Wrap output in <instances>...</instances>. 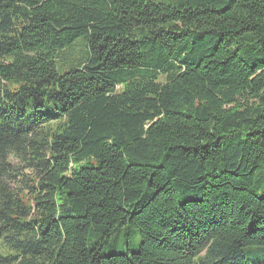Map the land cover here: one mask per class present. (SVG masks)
Instances as JSON below:
<instances>
[{
	"label": "trees",
	"instance_id": "obj_1",
	"mask_svg": "<svg viewBox=\"0 0 264 264\" xmlns=\"http://www.w3.org/2000/svg\"><path fill=\"white\" fill-rule=\"evenodd\" d=\"M0 264H264V0H0Z\"/></svg>",
	"mask_w": 264,
	"mask_h": 264
},
{
	"label": "rangeland",
	"instance_id": "obj_2",
	"mask_svg": "<svg viewBox=\"0 0 264 264\" xmlns=\"http://www.w3.org/2000/svg\"><path fill=\"white\" fill-rule=\"evenodd\" d=\"M80 52L81 51H75V53L73 54V55H71V58H75V57H78L79 56V54H80ZM116 251L117 250H121V248L120 247H117V249H115ZM250 251H252V249L251 248H249V249H247L246 250V254H248Z\"/></svg>",
	"mask_w": 264,
	"mask_h": 264
}]
</instances>
